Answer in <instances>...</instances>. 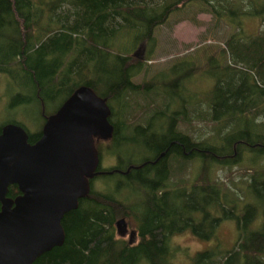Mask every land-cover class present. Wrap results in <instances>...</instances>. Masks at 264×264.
<instances>
[{"label": "trees", "instance_id": "trees-1", "mask_svg": "<svg viewBox=\"0 0 264 264\" xmlns=\"http://www.w3.org/2000/svg\"><path fill=\"white\" fill-rule=\"evenodd\" d=\"M193 1L236 31L228 36L219 54L208 56L209 63L220 57L228 62L223 74L215 77L205 116L199 111L194 118L176 117L187 112L181 107V111H175L173 123L184 120L189 126L192 120H209L216 124L215 129L224 123L222 144L214 136L196 138L175 129L173 136L185 133L188 137L185 156L202 164L194 177L189 180L187 176L174 175L173 162L178 158L175 150L179 148L182 154L180 147H171L174 154L168 158L167 171L161 174L159 164L146 162L152 161V155L160 150L152 147L153 152L138 160L143 164L137 177L129 174L124 183L116 181L115 192L104 187L94 191L91 185L88 195L61 218L62 244L40 254L32 264H175L170 246L175 233L188 229L202 239H214L225 218H235L238 237L232 247L219 253L217 264H264V161L250 174L245 189L259 199L261 208L254 209L244 202L245 191L237 198L236 191L212 177L214 165L239 164L250 152L264 155L262 136L256 134L253 138L255 135L249 131V123L257 127L264 123V38L246 34L251 32L245 30L250 20L263 25L253 34L264 33V0H0V71L8 75L19 91L15 94L25 103L40 104L41 98L53 101L59 95L60 105L83 85L97 95L99 91L107 104L120 99L119 120H114L115 110L110 108L117 138L119 127H131L136 120L122 111L131 106L129 93L143 91L155 79L133 82V77L144 70L145 62L134 57L135 50L131 49L152 41L155 28L171 12ZM129 33L134 46L128 51L114 49ZM183 59L174 66L183 65ZM191 71L182 73L174 82L187 81ZM160 83L155 84V89L167 90L173 85L167 79ZM45 92L54 97L47 98ZM146 109L145 106L143 110ZM156 113L148 118L146 129L152 127ZM160 114L165 116L166 112ZM242 120L246 127L238 132L236 124ZM5 123L22 126L15 120ZM166 135L158 133L161 143ZM160 190L164 191L161 195L157 194ZM124 191L130 194L125 195ZM238 199L243 202L244 215L234 213V201ZM251 210L256 212L252 213L250 224ZM259 217L260 221H256ZM120 218L138 230L136 241L130 243L128 237L117 233L115 223ZM131 221H135V226ZM215 247L197 252L194 264H214L213 256L218 253Z\"/></svg>", "mask_w": 264, "mask_h": 264}, {"label": "rangeland", "instance_id": "rangeland-1", "mask_svg": "<svg viewBox=\"0 0 264 264\" xmlns=\"http://www.w3.org/2000/svg\"><path fill=\"white\" fill-rule=\"evenodd\" d=\"M158 1L161 0H155V2ZM249 21L247 20L248 23L245 24V30L251 33L247 32L246 34L264 38V33H258L259 35L257 33L253 34L255 31L259 32V30L263 29V25ZM8 31L12 33L11 29ZM234 31L236 29L230 27L227 22L217 21L213 17V14L202 10L199 2L193 1L171 12L167 20L155 28L152 41L145 42L142 52L143 58H140L145 62L144 70L133 77V82L140 84L142 81L155 79L153 80V84L148 88H144L143 91L129 93L128 100L129 103L131 102V106L128 109H124L126 108L124 107L122 111H124L125 115L136 119L133 120L131 127L139 124L141 127L143 126L142 128H145L144 126H146L147 120L152 116V113L159 112L153 117L154 123L152 122L150 131L162 132L164 130L162 128H165L166 125L167 131H169L174 125V113L175 111H181V107H184L187 112L185 114H176V117L185 116L186 118H194L199 111L201 112V116H205V105L210 98L215 77L223 74V66L228 62L224 57H220L217 61L209 63L208 56L212 53L215 55L219 54L220 48ZM132 38L131 33L125 39L122 37L114 49L119 52L130 50L134 46ZM138 45H135L131 50H135ZM182 58H184L182 61L183 65L174 66ZM192 65L194 70L191 67ZM188 70L192 71L187 81L174 82L176 77ZM166 79L173 83L172 88L167 90L155 89V84L160 85L162 83L160 81ZM177 91L182 92L178 94ZM16 92L19 93L17 88L13 87V82L9 81L8 75L6 77L0 71V125L5 123L6 120H15L30 133L37 131L41 126L43 121L42 114L53 111L61 101V96L58 95L53 101L45 100L40 104L25 103L22 99L20 100V97H17ZM97 93L101 94L99 91ZM108 106L110 108L113 107L115 110L114 120H119L121 118L119 114L121 112L120 99L108 103ZM145 106L147 109L144 111L143 108ZM160 112H166L165 116L160 114ZM258 122L261 121L259 120ZM223 124H218L215 129L216 124L209 120H192L189 126H186L185 121L182 120L178 122L177 127L196 138L198 136L199 138L214 136L216 138L214 140L222 144L220 139L223 135V129L221 128ZM236 127L238 128V132H241L244 131L243 128L246 125L242 120L236 124ZM150 131L142 132L143 134L140 132L135 133V136L130 138L129 135L133 134V131L132 129H128L125 132L126 139L115 142L111 141L109 149L103 147L105 144L97 141V147L101 151V165L103 167L113 165L120 156L122 159L127 160V158L140 159L145 157V155H149L154 150L149 146V142L152 139V132ZM249 131L251 132V136L255 135L253 138L256 137V134H259L264 141V123L259 127L253 123H249ZM259 156L261 157L258 158ZM177 157L173 162L175 176H187L190 180L200 171V161L189 160V157L179 153H177ZM263 157L262 153L250 152L242 157L239 164H234L230 167L214 165L212 177L219 179L228 189L236 191L237 196H239L237 198L242 197V191H245L246 200L244 202L250 203L254 209L256 207L261 208L259 199L252 193H246L245 189L246 180H249L250 174L253 171L258 170L259 165L264 161ZM119 179L118 175L114 177L102 176L99 179H94L92 186L94 191H102L104 187V189L107 188L109 191L115 192L114 184ZM123 194L128 195L130 191H124ZM238 200L234 201V213L244 215L246 211L242 209L243 202L242 200ZM253 212H256V210H251L248 215L250 224L253 220ZM260 218L256 221H260ZM234 221H236L235 218L223 219L217 229V237L214 239H202L188 229L175 233L170 239L174 263L194 264L197 252H202L209 247L216 246L214 250L218 253L213 256V261L214 264H217L220 260L219 253L224 249L232 247L233 243L237 240V224ZM134 222L131 221V225L135 226ZM126 223L129 229H135L129 226L128 220H126ZM124 237L127 238L128 235Z\"/></svg>", "mask_w": 264, "mask_h": 264}, {"label": "water", "instance_id": "water-1", "mask_svg": "<svg viewBox=\"0 0 264 264\" xmlns=\"http://www.w3.org/2000/svg\"><path fill=\"white\" fill-rule=\"evenodd\" d=\"M144 47L132 55L143 58ZM110 113L105 99L83 85L46 117L33 144L22 126L0 127V264H32L62 244L61 218L90 191L99 161L94 140L111 135ZM9 184L20 191L13 200L5 197ZM115 226L126 233L125 218ZM132 237L133 231L130 243Z\"/></svg>", "mask_w": 264, "mask_h": 264}, {"label": "flooded vegetation", "instance_id": "flooded-vegetation-1", "mask_svg": "<svg viewBox=\"0 0 264 264\" xmlns=\"http://www.w3.org/2000/svg\"><path fill=\"white\" fill-rule=\"evenodd\" d=\"M44 95L48 98V97H54V96H50V94L49 93H47V92H45L44 93ZM65 98H67V97H65ZM43 100H42V98H41V102H42ZM59 106V105H58ZM58 106L57 107H55L54 108V110L53 111H51L50 113H46V114H42V116H43V121H42V124H41V126L39 127V129L37 130V131H35V132H32V133H30V132H28V131H26L25 129V132H26V134H27V139H26V141H27V143H29V144H33L37 139H38V137H39V135H40V132H41V128H42V126H43V124H44V122H45V119H46V117L47 116H49V115H51L57 108H58ZM163 115V114H162ZM164 116V115H163ZM109 121H110V115H109ZM110 123L112 124V126H113V130H112V133H111V135L109 136V137H107V138H101V137H95V140H94V143H95V148H96V150H97V152H98V158H99V161H98V166H97V169H96V171H97V173L93 176V177H91L90 179H89V183H90V189H91V185H92V183H93V180L94 179H97V176H104V177H109L110 175H112V174H117L119 177H120V179H119V181L120 182H122V183H124L123 181L125 180V179H127V177H128V175L129 174H132L133 176H135V177H137V170L140 168V166L143 164V163H139L138 162V160L139 159H132V158H127V160H125V159H122V157L120 156V157H118L117 158V162L115 163V164H113V165H110V166H108V167H103L102 165H101V161H102V158H101V151H100V149H99V147H97V141H100L101 143H103V144H105L103 147H107V149H109V147H110V142L111 141H121V140H125L126 139V131L128 130V129H132V131H133V134H130L129 136H130V138H132L133 136H135L134 134L135 133H138V132H140V133H142V132H147V131H150V129L151 128H147L146 129V127L145 128H141V129H136L137 128V126H140L139 124H136L134 127H123V128H121V127H119L118 128V132H119V137H117V138H115L114 137V133L116 132V130L117 129H115V125H114V122H112V121H110ZM3 124H6V123H3ZM2 124V125H3ZM174 125H173V127L171 128V129H169V131H167L168 129L166 128L167 127V125L165 126V128H162V129H164L162 132H164V133H166L167 135H166V140H165V142L163 143H161V140H160V138L158 139V133H162L161 131H150V132H152L151 133V142H153L151 145L149 144V146L150 147H158L160 150L157 152V153H154L153 155H152V157H155L154 159H152V161L151 160H147L146 162H149L150 164H154L155 166H157L158 164V167L159 166H161V167H159V168H157L158 170H160V172H161V174H165V171H167L166 169H168V158L169 157H171V156H173L172 154H174L170 149H171V147H180V149L182 150V154L183 155H186L188 152H187V147H189V141H188V137L186 136V134L184 133H181V135H179V136H173L174 134H173V131L176 129L177 131H182V132H184V130L183 129H179L178 127H177V124H178V122H176V123H173ZM2 125H0V126H2ZM143 127V126H142ZM24 128V127H23ZM134 128V129H133ZM174 128V129H173ZM30 137H33V138H30ZM161 137V136H160ZM134 139H136L135 137H134ZM108 142V143H107ZM156 142H159V143H156ZM107 143V144H106ZM155 144V145H154ZM179 149V148H178ZM178 149H176L175 151H176V153H179L178 152ZM161 158H164L163 160H161ZM163 164V165H161V164ZM162 166H163V168H162ZM157 169H156V171H157ZM161 169H162V171H161ZM132 170H133V172H132ZM167 175H168V172H167ZM12 189V191L9 193V189ZM164 191L163 190H160V191H157V194H162ZM20 194V191L18 190V188H17V185L16 184H9L8 186H7V191H6V193H5V197L6 198H8V199H10V200H13L16 196H18ZM1 205V204H0ZM127 224V223H126ZM131 231H133V237H132V241H135L136 239H137V236H138V230H136V229H129L128 228V226H127V231H126V233L124 234V235H122V236H126V235H128V238H129V233L131 232ZM130 239V238H129Z\"/></svg>", "mask_w": 264, "mask_h": 264}]
</instances>
